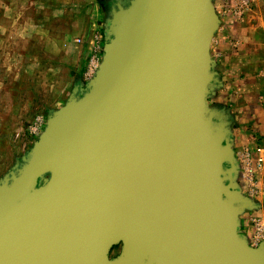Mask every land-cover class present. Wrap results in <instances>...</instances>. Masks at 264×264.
Masks as SVG:
<instances>
[{
  "label": "water",
  "instance_id": "1",
  "mask_svg": "<svg viewBox=\"0 0 264 264\" xmlns=\"http://www.w3.org/2000/svg\"><path fill=\"white\" fill-rule=\"evenodd\" d=\"M220 23L215 0L113 9L95 76L0 179V264H264L230 111L210 105Z\"/></svg>",
  "mask_w": 264,
  "mask_h": 264
},
{
  "label": "rangeland",
  "instance_id": "2",
  "mask_svg": "<svg viewBox=\"0 0 264 264\" xmlns=\"http://www.w3.org/2000/svg\"><path fill=\"white\" fill-rule=\"evenodd\" d=\"M243 1L215 0L221 23L211 45V55L215 61L214 71L221 80L222 86L211 98L210 105L230 111L233 143L237 158L240 161L244 160V154L247 150H255L258 144L264 146V141L260 137L258 122L242 117L237 112L233 113L232 102L229 101L232 93L230 87L233 82L229 78L227 80V71L231 68V61L228 59L229 55H223L224 53L228 54L231 51L234 53L238 50L247 52L246 54L251 56V62L256 63L257 69L263 74L264 85V0H247L248 4H242ZM111 18L112 13L108 14L104 6L101 24L96 29L97 39L92 55L93 57L99 51L100 61L104 55L108 23ZM53 25L56 29L57 25ZM83 30V27H80L79 35H83ZM4 31V27L3 29L0 28L1 33ZM42 44L45 42L37 43L40 48H44ZM29 46L28 39L21 41L12 38L8 44L0 41V66L31 64L33 71L35 70L32 75L30 74L33 80L30 77L26 78L27 83L29 80L34 82V87L30 84L26 85L23 79H20L21 86L16 90L18 100L17 103H14V110L11 109V112L6 113L0 112V178L13 167L15 159L17 161L22 159L39 140L47 127L51 114L65 106L74 90L86 87L92 79L87 77V72L82 71L83 67H81L80 62H83L81 59L83 51L81 49L70 48L62 52L58 59L59 66L55 67L52 74L47 75L45 70H41L43 65L38 63V57L29 59L18 54V50L23 51ZM41 62L46 63L45 59H41ZM37 68L40 69L39 72L36 71ZM6 75L8 74L0 70V81L8 77ZM18 78L17 80H19ZM14 100L16 101V98ZM1 109L0 106V111ZM261 112L262 120H264V107H261ZM255 179L256 183L255 180L250 183L249 180L238 176V183L242 191L246 195H250L260 205L258 209L243 214L244 219L249 222L250 230H253L252 233H257L261 226L264 227V166L258 170ZM254 190L256 191L254 192ZM241 219L243 220V217ZM120 252L121 246L116 247L112 252V257H116Z\"/></svg>",
  "mask_w": 264,
  "mask_h": 264
},
{
  "label": "crops",
  "instance_id": "3",
  "mask_svg": "<svg viewBox=\"0 0 264 264\" xmlns=\"http://www.w3.org/2000/svg\"><path fill=\"white\" fill-rule=\"evenodd\" d=\"M102 9V0H0V28L5 29L4 33L0 32V41L8 44L12 38L21 41L28 39L30 46L23 51L18 50V54L29 59L38 57V63L43 65L41 70H45L47 75L52 74L55 67L59 66L58 59L62 52L70 48L81 49L83 62H80V65L83 67L82 71L87 72L97 39L96 29L101 24ZM53 24L57 25L56 29ZM80 27L84 29L83 37L79 35ZM41 41L45 42L42 44L44 48L37 45ZM246 53L238 50L223 54L229 55L228 59L231 61V68L229 72L227 71V80L229 78L233 82L229 101L232 102L233 113L237 112L242 117L258 122L260 137L264 141V120L261 112V107H264L263 74L257 69L256 63L251 62V56ZM41 59H45L46 63H42ZM0 70L8 74L6 75L8 77L0 81V90L2 89L0 112L6 113L15 108L14 103L18 100L16 90L21 86L20 79H23L26 85L34 87V82L29 80L27 83L26 78L30 77L33 80L31 75L35 70L33 71L31 64L24 66L6 64L0 66ZM36 71L39 72L40 69L37 68ZM16 162L17 159L14 165ZM244 215L242 232L250 242V234L254 232H251L253 230H250L249 222L244 219Z\"/></svg>",
  "mask_w": 264,
  "mask_h": 264
},
{
  "label": "built area",
  "instance_id": "4",
  "mask_svg": "<svg viewBox=\"0 0 264 264\" xmlns=\"http://www.w3.org/2000/svg\"><path fill=\"white\" fill-rule=\"evenodd\" d=\"M242 4H248L247 0H244ZM98 50V49H97ZM100 52L98 51L91 60L90 67L87 71V77L93 78L100 66ZM240 165V176L250 181L255 180V175L260 168L264 166V146L258 144L255 150H247L244 154V160L238 159ZM256 190H254L255 192ZM244 193V192H243ZM245 194V193H244ZM252 194V193H251ZM250 196V195H247ZM251 197V196H250ZM264 243V227H260L257 233L250 234V244L252 246H259Z\"/></svg>",
  "mask_w": 264,
  "mask_h": 264
},
{
  "label": "flooded vegetation",
  "instance_id": "5",
  "mask_svg": "<svg viewBox=\"0 0 264 264\" xmlns=\"http://www.w3.org/2000/svg\"><path fill=\"white\" fill-rule=\"evenodd\" d=\"M130 3V0H102L103 7H106L107 13L111 14L114 8H118L119 5L126 6Z\"/></svg>",
  "mask_w": 264,
  "mask_h": 264
}]
</instances>
